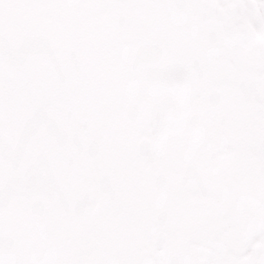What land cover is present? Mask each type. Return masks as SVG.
Listing matches in <instances>:
<instances>
[{
    "label": "snow or ice",
    "instance_id": "snow-or-ice-1",
    "mask_svg": "<svg viewBox=\"0 0 264 264\" xmlns=\"http://www.w3.org/2000/svg\"><path fill=\"white\" fill-rule=\"evenodd\" d=\"M0 264H264V0H0Z\"/></svg>",
    "mask_w": 264,
    "mask_h": 264
}]
</instances>
